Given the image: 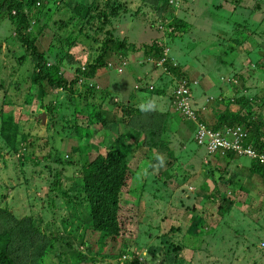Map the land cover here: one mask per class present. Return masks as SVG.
<instances>
[{"label":"rangeland","instance_id":"1","mask_svg":"<svg viewBox=\"0 0 264 264\" xmlns=\"http://www.w3.org/2000/svg\"><path fill=\"white\" fill-rule=\"evenodd\" d=\"M48 1L50 10L30 28L36 34L37 50L46 52L50 63L59 50V46H54L55 36L65 37L74 28L72 35L77 36L78 44L70 49L73 58L65 59L62 69L63 76L71 80L76 67H83L95 57V46L92 40L78 33L79 19L70 21L74 0ZM159 1L110 0L105 10L110 6L118 9L117 12L106 11L109 17L104 20V26L96 20L103 19L97 12L82 28L93 36H97L95 32L99 30H112L115 37L125 35L137 45L149 43L151 38L167 42L165 53L193 79L191 82H195L191 99L195 108L201 111L198 115L210 128L225 102L240 94L263 96L259 110L264 115V74L260 73L263 69L254 66L255 57L247 58L238 50L252 46L250 40L260 42L249 48L253 52L264 47V0H174L170 5L175 7L174 15L187 25L179 36L169 35L171 27L166 26L170 18L164 19L167 14L163 15ZM73 21L78 24L73 25ZM58 26L68 29L59 30ZM19 44L9 22H0V213L2 209H9L19 219L33 221L46 235L44 247L51 246V251H47L45 264H59L62 260L66 264H75L73 255L81 256L79 263L84 264H134L130 263L131 258L137 259L139 264H264V186L256 178L245 177L247 169L240 170L234 165L235 161L229 164L226 160L215 159L195 143L194 124L181 118L183 116L170 106V91L175 86V81L170 80L172 73L159 63L146 60L142 50L131 55L130 66L122 69L118 67L124 64H110L95 81L99 89L108 87L118 92L117 102H125L126 98L121 75L129 76L126 81L131 85L136 83L137 76L141 83H152L154 88L165 93H154L162 98L155 97L156 101L151 104H135L163 112L162 115L157 113L153 120H146L150 115L146 111L121 118L120 108L111 105L112 99L109 102L110 99L103 96L104 108L119 113L118 129L110 140L117 132L140 129L145 133V126H149L159 145L152 153L148 152V143L141 144L146 138L138 133L139 147L130 161L135 174L128 186L129 193L123 194L122 203L124 207L137 204L139 211L124 237L107 241L103 237V247L99 250L98 243L94 242L98 239V231L95 233L87 225L89 219L82 207L77 208L78 215L73 213L61 193L68 191L66 195L74 200L73 204L85 202L82 189H74L79 166L72 163L78 161L79 154L75 150L77 137L71 127L77 115L93 106L97 108L98 105L89 104H96L101 98L100 93L78 86L80 97L73 99L61 89L52 90L41 98L36 96V88L29 78L34 57ZM231 45L238 52H230ZM16 55L24 56L20 64ZM112 60L117 62V57ZM228 62L236 66L233 73ZM235 70L246 74V90H241L242 84L234 75ZM228 86L234 88L227 89ZM149 91L146 88L144 92L135 93L149 95ZM220 98L224 101L217 103ZM47 106L52 107L53 113L46 109ZM17 110H20L18 135L16 140H7L1 133L2 123ZM58 116L64 119L60 120ZM50 117H54L53 126L49 125ZM141 118L142 122L137 121ZM154 122L156 124L152 125ZM20 134L26 137L25 143L19 142ZM262 139L264 136L260 138L263 144ZM51 148L56 150L61 161L71 164L53 162ZM71 151L73 153L69 155ZM237 157V162L244 168L250 166V158ZM48 202H53L54 206L46 207ZM200 221L204 231L212 232L201 240L197 238L201 233L194 229L201 228ZM189 231L195 233V238H189L192 234ZM51 236L58 239L50 242ZM172 242L183 245L178 260H173L177 250L173 249ZM119 252L126 258L119 257Z\"/></svg>","mask_w":264,"mask_h":264},{"label":"trees","instance_id":"2","mask_svg":"<svg viewBox=\"0 0 264 264\" xmlns=\"http://www.w3.org/2000/svg\"><path fill=\"white\" fill-rule=\"evenodd\" d=\"M74 1L75 2L71 6L72 15L69 16L70 21L76 19V17L79 19L80 28H78V33H81L84 37L93 41L92 43L95 46L94 52L96 55L89 62H86L83 67H76L74 69V77L71 80H67L63 76L62 69L64 66L63 61L65 59L69 60L73 58L71 56L72 54L70 53V49L78 44V39H76L77 36L75 38L72 35L74 28H72V30L68 32L65 37L59 36L58 34L55 36L57 40L54 43V46H59V50L58 55H55L52 58L53 62L51 63L49 62L48 54H46V52L37 50V45L35 43L36 34H34L32 28H30L33 22L39 21L41 17L46 16L47 12L50 10L48 0H0V22L4 20L9 22L13 29L15 39L20 43V48H24V50L30 52V54L34 57L32 60L33 70L29 78L30 84L36 88V96H40L41 98L48 95L52 92V90L61 89L62 91L68 92L69 97H72L73 99V97H80L78 89L76 88L78 86L80 88L83 87L84 90L89 92L100 93L99 96L101 98H99V101L96 104L88 103L89 105H98L97 108H93V106L91 110L81 115H77L78 118L75 117L71 127L74 128V135L77 137L75 150L79 154L78 161L72 163L73 165L78 164L79 166L77 178L74 183V189H82L83 199L85 202L83 204L80 203L79 205L73 204L74 200L69 199L66 195L68 191L61 193L63 195L62 198H66V204L72 209L75 215H78L77 213H79L77 208L82 207L83 213L89 219L87 225L95 233L98 231V239H95L94 242L98 243L97 245L100 250V248L103 247L101 246L103 244V237L106 238V241L112 240L116 237H122L125 230L130 228L129 225L132 224V221L136 219V214H138L139 210L137 204L133 206L131 205L130 207L129 204H127L124 207L122 197L124 193H129L130 191L128 186L135 174L133 168H131L130 161L131 157H133L135 151L139 147L137 135L138 133H141L140 129L131 132H117L114 139L110 140V137L114 135L118 129H116V123L118 122L117 115H119V113L115 110L110 111L107 107L104 108L103 104L105 103L103 96H107L110 99L108 100L109 102L112 99L111 105L120 108L119 112L122 113L120 117L123 118L124 116H129V114L133 112H144L143 108L135 106L138 102L136 93L144 92L146 91V88L150 90L149 93L152 95H165V93H162L159 88H154L152 83H141V79L139 77V79H137V76H135L136 83L131 85L126 81L129 76L124 77V75L120 74L123 88L126 90V98H124L126 103L121 101L117 102L119 100L114 99L118 97V92H115L108 87L101 89H99V87L97 88L96 79L101 77L106 72L105 70L110 64H124L123 66H120L122 69L130 66L128 65L129 58H132L131 55L135 51L139 50H142V56L147 58L146 60L154 61L157 64L161 59H164L162 65L166 71L168 70L172 73L173 79L170 80L172 83L175 81V85L177 82L184 80L187 86L191 87L193 83L191 81L193 79L183 72L180 65H175L171 61V58L165 53L168 48V43L164 42L160 38H151L149 43L137 45L134 42L129 41L125 35L121 38L115 37L112 30H99L95 32V35L98 34L97 36L88 34L86 28L83 29L82 27L90 21L95 13L99 12L97 14L102 16L103 19L96 18V20L100 21L103 27L104 20L109 17L106 11L117 12L118 8H112V6H110L109 10H105L108 8L110 0ZM173 2L174 0H160L158 5L163 8V15L167 14V18L164 19L170 18V22L166 26V28L171 27L169 35L179 36L180 32L185 31L184 29L187 25L182 23V21L174 15L173 12L175 7L174 5L171 7ZM99 8L101 11L98 10ZM49 17L50 14L48 13L47 18ZM76 21H73L74 23L72 24H78ZM67 22H69V20ZM59 27L60 26H58L59 30L68 29ZM41 28L42 27H40V29ZM40 29L38 30V33ZM257 43L260 42L250 40L249 44L252 46H249V48L256 47ZM228 46L223 45L225 48ZM234 47L235 46L231 45L229 47V51L232 52L236 50L238 52V50H241L243 56L247 58L252 56L255 57L256 61L253 62L254 66L263 69L262 71H264V47L261 51L255 52H253V49L249 48L245 50L239 48L237 50ZM22 55H16L19 64L22 59H24V56ZM113 57H117V62L112 60ZM228 66L232 68L230 70L233 73L232 70L236 69L235 64L228 62ZM262 71H260V73L264 74ZM234 75L242 84L241 90H246V87H244L246 74L241 73L240 70H235ZM233 86L236 88L235 83ZM229 87L231 89L234 88L232 86H228L227 89ZM95 88L98 90L96 91ZM173 88L174 86L172 89ZM158 97L162 98V96ZM169 97L171 98V103H173L174 96L172 91H170ZM262 99L263 96L262 98L257 95L248 97L244 94H240L239 97H235L233 99H228V101L225 102L224 108L219 110L216 114L215 117H217V120L211 127L214 129H220L223 126H242L246 128L249 133V136L244 141L243 145L246 146L253 141L254 148L256 150H263L264 143L262 144L260 142V138L264 136V115H261V111L259 110L260 103L263 102ZM223 101L224 99L220 98L217 100V103H221ZM247 105L249 106L247 107ZM170 106L173 110H175L172 104H170ZM46 109L53 113L51 106H47ZM145 111L150 114L146 120L148 118L149 120H153L155 115H157V112L151 111L149 108ZM19 112L20 110L13 112L14 116H10L9 120H5L2 123L1 133L7 140H9V138L16 140L17 138V117ZM153 112L155 114H153ZM199 112L201 111L199 110L196 112V118L199 122L205 124V119L201 117V115H198ZM58 117L60 120L64 119L63 116ZM181 118L184 119L185 117ZM132 121L134 123L136 122L135 120ZM137 121L142 122L143 118L138 119ZM189 121L191 122V120ZM54 124V117H50L49 125L53 126ZM154 124L156 123L154 122L152 125ZM145 128L146 132L141 133V135H144L146 140L143 138L142 140L144 142H141V144L147 142L149 148L148 152L152 153V149L155 151L159 142L155 139V135L151 130L152 128L149 126H145ZM94 138H96V141H93ZM123 138L124 141L122 142ZM18 140L20 143H25L26 137L23 134H20ZM260 143V146L257 145ZM51 149L53 162L71 164L61 161L56 150L54 148ZM69 153V155H71L73 151ZM214 158L226 160L227 163L230 162L229 164L235 161L234 165L238 166L240 170H244L241 169L243 168L242 165L236 162L238 157L231 152H227L225 155L216 154L214 155ZM142 167L145 166H140V168ZM245 169H247V175L245 177L252 178V180L253 178H256L257 182L264 186L263 164L256 160H251L250 166ZM58 188L59 187H57V189ZM53 206V202H48L46 205V207L50 208ZM25 219L26 218L19 219L14 216L9 209H2L0 213V264H45L48 259L47 251H51V246L44 247L45 243H43V239L47 238L46 235L39 231L38 227H35V223L33 221L32 222L34 224L31 220L27 219L29 220L27 221ZM83 223L82 219V224ZM202 224L203 222L201 223L200 229L194 228L196 230L195 232L201 233L198 234L200 236H197L200 240L212 233L211 231H204V224ZM189 232L192 233L189 238H195V233L192 231ZM56 239L58 238L55 236H51L49 238L50 242H53ZM171 245L173 246V249L177 250L173 260H178L180 258L179 251L183 249V245L181 242H172ZM121 255H123V259L126 258L124 253L119 252L118 256L120 257ZM73 256L71 258L75 264H84L79 263L80 260H82L81 256H74L75 258H73ZM56 258H58V255ZM130 263L139 264L138 260L133 258H131ZM47 264L53 263L50 262ZM59 264H66V262L62 260V263L60 262Z\"/></svg>","mask_w":264,"mask_h":264},{"label":"built area","instance_id":"3","mask_svg":"<svg viewBox=\"0 0 264 264\" xmlns=\"http://www.w3.org/2000/svg\"><path fill=\"white\" fill-rule=\"evenodd\" d=\"M163 61L164 59H161L158 63L162 65ZM118 70L120 71V69ZM172 93L174 96L172 106L183 117L193 122L195 126L193 139L200 148H204L207 155H225L227 152H231L236 156H245L264 165V148L256 150L253 143L243 145L249 136L246 128L223 126L220 129H213L199 122L196 118L198 109L195 108V103L191 99V87L187 86L184 80L176 83ZM262 141L264 142V139Z\"/></svg>","mask_w":264,"mask_h":264},{"label":"crops","instance_id":"4","mask_svg":"<svg viewBox=\"0 0 264 264\" xmlns=\"http://www.w3.org/2000/svg\"><path fill=\"white\" fill-rule=\"evenodd\" d=\"M103 79H105V77H102ZM136 97H137V100H138V102L137 103H139V104H142V103H148V104H151V102L152 101H156L155 100V97H158V96H154V95H146V94H144V95H136ZM149 97V98H148ZM161 98V97H160ZM141 99H143L142 101H141ZM149 99V100H148ZM114 100H117L116 98L114 99ZM150 101V102H149ZM150 109V108H149ZM146 109L144 108L143 109V111H145ZM151 111H155V110H152V109H150ZM155 112H157V111H155ZM157 113H159V111L157 112ZM163 112H161V113H159V114H162ZM217 159V158H216ZM236 162H237V160H236ZM242 167H243V165H242ZM249 166H247L246 168H248ZM241 169H245L244 167L243 168H241Z\"/></svg>","mask_w":264,"mask_h":264},{"label":"clouds","instance_id":"5","mask_svg":"<svg viewBox=\"0 0 264 264\" xmlns=\"http://www.w3.org/2000/svg\"><path fill=\"white\" fill-rule=\"evenodd\" d=\"M167 57V56H166ZM163 66V65H162ZM193 83H192V85H191V90H192V88H193ZM172 91V90H171ZM198 111H199V109H198ZM192 122V121H191ZM193 123V122H192ZM194 129H195V126H194Z\"/></svg>","mask_w":264,"mask_h":264}]
</instances>
